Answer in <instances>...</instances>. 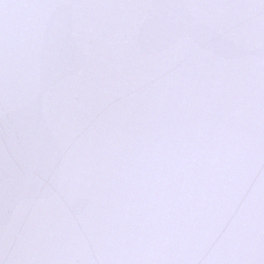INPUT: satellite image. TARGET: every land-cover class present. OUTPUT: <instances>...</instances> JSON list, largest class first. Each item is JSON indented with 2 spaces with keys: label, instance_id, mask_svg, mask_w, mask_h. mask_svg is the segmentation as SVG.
I'll return each mask as SVG.
<instances>
[{
  "label": "water",
  "instance_id": "obj_1",
  "mask_svg": "<svg viewBox=\"0 0 264 264\" xmlns=\"http://www.w3.org/2000/svg\"><path fill=\"white\" fill-rule=\"evenodd\" d=\"M27 2L0 264H264V0Z\"/></svg>",
  "mask_w": 264,
  "mask_h": 264
},
{
  "label": "snow or ice",
  "instance_id": "obj_2",
  "mask_svg": "<svg viewBox=\"0 0 264 264\" xmlns=\"http://www.w3.org/2000/svg\"><path fill=\"white\" fill-rule=\"evenodd\" d=\"M30 8L27 0H0V32L17 24Z\"/></svg>",
  "mask_w": 264,
  "mask_h": 264
}]
</instances>
